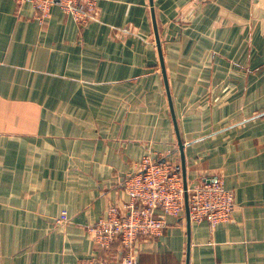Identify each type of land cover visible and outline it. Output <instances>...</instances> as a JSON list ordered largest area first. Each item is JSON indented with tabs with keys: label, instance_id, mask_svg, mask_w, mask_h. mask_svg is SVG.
Masks as SVG:
<instances>
[{
	"label": "crops",
	"instance_id": "1",
	"mask_svg": "<svg viewBox=\"0 0 264 264\" xmlns=\"http://www.w3.org/2000/svg\"><path fill=\"white\" fill-rule=\"evenodd\" d=\"M80 28L0 0V264H84L143 156L221 177L211 227L168 217L136 264H264V0H98ZM158 28L167 84L159 61ZM65 213L64 223L57 220Z\"/></svg>",
	"mask_w": 264,
	"mask_h": 264
},
{
	"label": "built area",
	"instance_id": "2",
	"mask_svg": "<svg viewBox=\"0 0 264 264\" xmlns=\"http://www.w3.org/2000/svg\"><path fill=\"white\" fill-rule=\"evenodd\" d=\"M15 2L17 6L30 4L35 15L41 18L49 14L53 5H59L81 26L89 22L97 6V0ZM121 186L128 201L121 205L108 204L104 215L87 227L99 255L84 264H136L137 238L159 237L164 232L168 217H183L186 214L185 192L189 222H206L214 227L229 220L236 208L233 192L225 188L221 177L201 183L187 181L185 190L182 173L171 155L158 160L143 156L135 170L126 175ZM67 219L63 212L57 222L64 223Z\"/></svg>",
	"mask_w": 264,
	"mask_h": 264
},
{
	"label": "water",
	"instance_id": "3",
	"mask_svg": "<svg viewBox=\"0 0 264 264\" xmlns=\"http://www.w3.org/2000/svg\"><path fill=\"white\" fill-rule=\"evenodd\" d=\"M151 5H152V0H150ZM152 18H153V28H154V33H155V39H156V44H157V49H158V54H159V61H160V65L162 68V72L164 75V79H165V84H167V78H166V74H165V68H164V63H163V55H162V51H161V46H160V40H159V34H158V28H157V24L155 21V17H154V12L152 11ZM179 144V148L181 151V173H182V177H183V185H184V189L186 190L187 187V178H186V172H185V157L183 154V144L182 142L179 140L178 141ZM185 196V211H186V217L187 220L188 219V205H187V193L185 192L184 194Z\"/></svg>",
	"mask_w": 264,
	"mask_h": 264
},
{
	"label": "rangeland",
	"instance_id": "4",
	"mask_svg": "<svg viewBox=\"0 0 264 264\" xmlns=\"http://www.w3.org/2000/svg\"><path fill=\"white\" fill-rule=\"evenodd\" d=\"M98 1V0H97ZM14 2H15V0H14ZM25 4H28V3H25ZM22 5H24V4H22ZM21 5V6H22ZM30 5V4H29ZM21 6H17L16 5V2H15V7L17 8V10L21 7ZM31 6V5H30ZM53 6H58L61 10H62V12L64 13V14H67V15H69L71 18H72V20L80 27V28H83V27H85V26H87L89 23H91V22H93V21H95L96 19H97V12H98V6H96V9H95V12H92L91 13V15H90V19H89V22L87 23V24H85V25H79L78 24V22L77 21H75L74 20V17L70 14V13H68V12H66L65 10H63L59 5H53ZM32 8V7H31ZM51 10V9H50ZM32 11H33V19L35 20V21H37L39 24H44V23H46V21L48 20V18H49V15H50V11H49V14L45 17V18H41V17H38V16H36L35 15V12H34V10L32 9ZM79 11H81V12H83V10L82 9H79ZM89 11V10H88ZM168 156V155H167Z\"/></svg>",
	"mask_w": 264,
	"mask_h": 264
}]
</instances>
